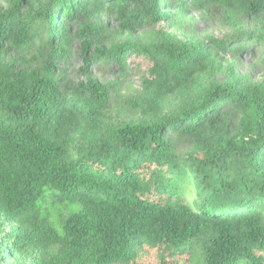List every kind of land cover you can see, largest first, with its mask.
Masks as SVG:
<instances>
[{"label":"trees","instance_id":"1","mask_svg":"<svg viewBox=\"0 0 264 264\" xmlns=\"http://www.w3.org/2000/svg\"><path fill=\"white\" fill-rule=\"evenodd\" d=\"M44 1L0 9V226L13 229L11 250L32 255L31 264H264V82L206 86L198 77L208 55L197 43L124 45L106 59L125 66L127 53L143 56L163 92L191 88L198 99L174 120L105 131V88L87 73L69 97L53 77L68 56L66 21L85 30L108 7L134 32L141 11L170 16L161 0H149L148 10L141 0ZM240 2L264 20V0ZM42 30L57 58L46 74L18 70L10 48L43 43ZM86 38L85 50L95 35ZM229 104L242 111L232 135L220 115ZM173 135L195 142L191 163L172 156ZM188 174L192 202L178 189Z\"/></svg>","mask_w":264,"mask_h":264},{"label":"rangeland","instance_id":"2","mask_svg":"<svg viewBox=\"0 0 264 264\" xmlns=\"http://www.w3.org/2000/svg\"><path fill=\"white\" fill-rule=\"evenodd\" d=\"M10 1L0 0V9L8 11ZM49 1L44 2L48 4ZM141 1L148 10L149 0ZM181 1L186 5L185 11L180 7ZM199 1L202 5L192 0H161V12L168 14L170 19H153L152 15L141 11V26L134 32L122 28L121 20L108 7L96 18L86 20L85 30L79 21H66L70 31L68 56L55 67L53 77L69 97L70 89L78 90L79 85L86 82L87 73L105 88L107 99L101 111L105 131L142 121L174 120L198 99L191 88L174 95L163 92L152 74V62L143 56L127 53L125 66L106 59L109 51L124 45L151 48L166 40L197 43L208 55L205 70L198 77L201 83L206 86L234 84L242 89L261 85L264 82V43L259 40V29L264 23L262 17L244 10L240 0ZM25 13L30 14V11L27 9ZM42 23L38 25L41 27ZM44 32L42 30L43 43L10 48L8 58L18 70L47 73L48 65L57 58L58 52L47 45L49 34ZM88 32L95 38L85 50ZM220 115L227 122L230 134H234L241 120V109L229 104L221 109ZM170 138L174 143L172 156L181 164L191 163L196 151L195 142L174 135ZM178 189L186 201L197 199L195 183L189 174L179 182ZM12 234L10 226H0V264H31L32 255H16L7 244L8 236ZM147 260L149 263L154 261L152 258Z\"/></svg>","mask_w":264,"mask_h":264}]
</instances>
